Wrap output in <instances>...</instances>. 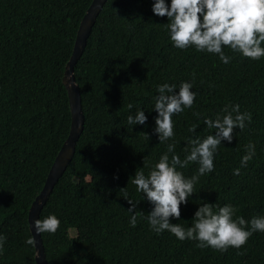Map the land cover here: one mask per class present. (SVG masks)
I'll use <instances>...</instances> for the list:
<instances>
[{"label":"trees","instance_id":"trees-1","mask_svg":"<svg viewBox=\"0 0 264 264\" xmlns=\"http://www.w3.org/2000/svg\"><path fill=\"white\" fill-rule=\"evenodd\" d=\"M91 1L0 0V235L6 238L0 264H35L34 248L26 244L31 236L28 209L69 132L62 76ZM153 3L107 0L74 66L84 125L70 164L39 214L41 220L55 215L60 221L55 234H40L45 260L264 264L261 232L253 233L239 250L221 253L198 248L194 240L181 242L168 231L157 234L147 219L138 218L136 227L129 223L133 213H127V200L145 215L153 207L132 184L135 173L143 168L147 175L168 144L176 145L175 154L183 160L190 138L202 141L214 135L204 119L214 120L226 105L236 104L241 113H251V123L246 122L243 131L234 129L231 143L221 142L214 171L200 177L195 193L180 206L179 220L170 222L190 227L202 203L231 205L246 221L264 217V57L254 61L224 47L231 57L224 64L218 55L194 47L176 49L164 26L167 17L154 15ZM183 82L193 85V107L172 117L175 135L159 143L154 132L157 86L175 84L178 92ZM140 110L146 123L128 124L127 117ZM193 125L194 134L189 132ZM249 142L255 144L256 154L241 167ZM198 168L193 162L177 170L191 178ZM234 169L240 175H234Z\"/></svg>","mask_w":264,"mask_h":264},{"label":"clouds","instance_id":"clouds-1","mask_svg":"<svg viewBox=\"0 0 264 264\" xmlns=\"http://www.w3.org/2000/svg\"><path fill=\"white\" fill-rule=\"evenodd\" d=\"M152 12L157 17H167L168 23L164 26L176 49L194 47L198 52L218 55L224 64H228L231 59L225 55L224 47L254 61L264 57V47L261 46L264 43V0H171L170 5L165 0H154ZM192 87L191 83L183 82L177 92L175 84L164 83L157 86L159 95L155 97L154 110L157 117L154 132L159 143L173 139L175 134L172 117L193 107L196 93L191 90ZM132 107L131 104L128 105L129 109ZM222 113V116L217 115L214 120L204 119L203 123L208 129H215L214 135H208L202 141L199 136L190 138L189 147L184 148L189 154L183 160L175 154L176 145L168 144L167 152L147 175L143 168L135 173L131 179L132 184L153 207L145 215L136 211L137 204L127 200L131 205L127 213H133L129 221L132 227H136L138 218L147 219L151 230L157 234L168 231L181 242L194 240L198 242V248H211L221 253L227 252L229 248L239 250L246 245L253 233H264V217H253L246 221L243 217L236 216V208L227 204L220 207L218 204L202 203L194 213L191 226L187 228L181 223L170 222V218L179 220L180 206L186 204L188 198L195 193V185L200 177L214 171V157L221 142L231 143L234 129L243 131L246 122L251 123L252 120L251 113L240 112L239 104L226 105ZM146 121L147 116L141 110L135 116L127 117L130 125H144ZM196 128L193 125L189 132L194 134ZM141 135L149 140L147 134ZM255 154V144L249 142L246 154L241 158V167H246ZM193 162L199 164V168L191 178H186L177 170L186 168ZM233 174L240 175V170L234 169ZM59 227L60 221L55 215L34 221L37 235L55 234ZM5 240L0 235V255L3 254ZM26 244L35 245L33 236L27 239Z\"/></svg>","mask_w":264,"mask_h":264},{"label":"water","instance_id":"water-1","mask_svg":"<svg viewBox=\"0 0 264 264\" xmlns=\"http://www.w3.org/2000/svg\"><path fill=\"white\" fill-rule=\"evenodd\" d=\"M107 0H92L81 18L71 55L65 64L62 76V84L65 87L69 111H70V128L68 135L58 151L54 161L47 173L44 185L40 193L35 197L28 209L27 221L30 235L35 240L34 248V262L35 264H48L45 260L44 248L40 235H37L34 229V221L39 219L40 211L46 204V201L52 192L54 185L62 176L68 165L70 164L74 153L76 143L83 131L84 116L81 109V98L79 87L74 79V66L80 59L83 50L86 46L87 39L91 32L93 25L102 10V7Z\"/></svg>","mask_w":264,"mask_h":264}]
</instances>
